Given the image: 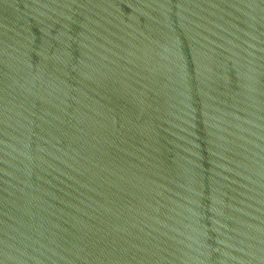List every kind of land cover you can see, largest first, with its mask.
<instances>
[{"label": "water", "instance_id": "water-1", "mask_svg": "<svg viewBox=\"0 0 264 264\" xmlns=\"http://www.w3.org/2000/svg\"><path fill=\"white\" fill-rule=\"evenodd\" d=\"M0 264H264V0H0Z\"/></svg>", "mask_w": 264, "mask_h": 264}]
</instances>
